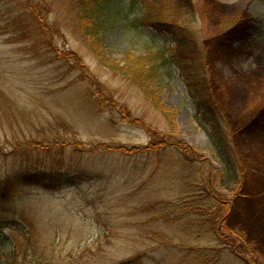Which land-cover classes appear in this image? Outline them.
<instances>
[{"label": "rangeland", "instance_id": "374dc122", "mask_svg": "<svg viewBox=\"0 0 264 264\" xmlns=\"http://www.w3.org/2000/svg\"><path fill=\"white\" fill-rule=\"evenodd\" d=\"M107 5L101 59L77 0H0V181L46 170L64 183L0 198V264H264V80L239 81L264 65V0ZM150 14L178 23L193 51L177 45L180 30L140 26ZM148 50L171 73L153 80L161 109L129 75ZM191 60L212 79L219 131L182 79ZM211 189L227 203L230 243L213 232Z\"/></svg>", "mask_w": 264, "mask_h": 264}, {"label": "trees", "instance_id": "16d2710c", "mask_svg": "<svg viewBox=\"0 0 264 264\" xmlns=\"http://www.w3.org/2000/svg\"><path fill=\"white\" fill-rule=\"evenodd\" d=\"M185 1V0H184ZM78 5V21L81 22V32L85 38H87L90 41V47L92 48L93 52L96 56L102 59V53L101 49L103 47V42H105V32L108 30V5L107 0H77ZM215 8L216 5L214 4ZM154 14L148 15V18H140L139 24L140 26L146 25L149 23L150 25L155 26H163L164 28H167L171 31L172 28L180 30L177 26H179L178 23H172L170 21H162V20H154L152 17ZM151 17V18H150ZM152 19V20H151ZM183 27V26H182ZM161 30V28L159 27ZM183 29H185L183 27ZM179 39L176 41L177 45L181 48H185L189 53L193 51L194 49V40L190 37V35H185L184 31H181ZM28 35V34H27ZM29 37V36H28ZM149 52L143 53V55H140L138 57L139 60V68L136 70H131L129 74L131 77H134L138 80L139 85L144 90L146 96L148 99L155 103V105L159 106L161 109V106L159 104V100L157 97V93L155 91V88L153 85V80L161 81V79L165 80L169 77L167 75V72L169 70L166 69V66H161V64H157L155 62L154 53L150 50ZM172 59H175L176 56H173ZM155 58V59H154ZM190 58V57H189ZM190 62V61H189ZM193 63H185L180 64L181 62H177L180 64V71L182 74V79L187 85L188 89L190 90L191 94L195 96V98L199 102L200 110L203 111L204 116L206 119L215 127L216 131H219L221 127L219 126L220 121V105L219 101L216 99L213 94V82L212 79L209 76V72L206 70L205 66L199 63H196L195 61L191 60ZM174 65H177L174 63ZM176 67V66H175ZM260 72L256 70L255 72L251 73L252 75H239V81H250L251 77L255 76L257 78V84L261 83L264 80V65H259ZM151 71V72H150ZM262 71V72H261ZM150 72V73H148ZM148 73V74H147ZM169 74L170 71H169ZM137 81V80H136ZM252 85V86H255ZM230 91H227L228 94L231 96L240 95L242 93V90H240V87L232 86ZM261 116L258 119L259 125L264 122V106L263 108H260V111L258 112V116ZM164 140H161L162 142H158L157 144L153 143L148 148L150 149H158V145L166 146L170 145L169 140L167 139V136L163 138ZM221 144L223 145L224 139H221ZM43 145V144H39ZM179 148H182L180 144L178 145ZM145 148V149H148ZM185 150V155H190V157H195L194 153L191 152L192 150L189 149L188 151ZM230 150V149H229ZM227 151L226 155L229 159V162L232 166V168L236 169V162L238 164V161L234 158V151ZM128 152H134L137 151V148L127 149ZM239 156V154L237 155ZM257 157L259 159H264V149L258 151ZM240 161V160H239ZM56 172L53 171H46L41 170L38 172H25L21 176L15 175L6 177L2 181H0V198L5 200L9 198L12 194L17 192L19 188H25L30 186H38L42 187L43 189L52 191V190H58L60 187L64 184L62 177L60 175H57ZM211 192V193H210ZM208 198L213 199L215 205L220 204L222 210H219L218 213L221 215L217 218V222L219 219V227H213V232L218 236L219 239L222 241L229 242V239L232 235H234V231L228 226V216H229V209L227 207V203L224 202L218 194H214L211 191L207 193ZM227 239V240H226ZM232 242V239H231ZM235 254L239 256V254L235 250ZM6 264H16L15 258L13 256L7 257ZM38 264V263H34Z\"/></svg>", "mask_w": 264, "mask_h": 264}]
</instances>
